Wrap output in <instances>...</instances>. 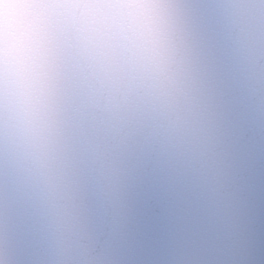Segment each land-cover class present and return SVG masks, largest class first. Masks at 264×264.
<instances>
[{"label":"water","instance_id":"obj_1","mask_svg":"<svg viewBox=\"0 0 264 264\" xmlns=\"http://www.w3.org/2000/svg\"><path fill=\"white\" fill-rule=\"evenodd\" d=\"M0 264H264V0H0Z\"/></svg>","mask_w":264,"mask_h":264}]
</instances>
